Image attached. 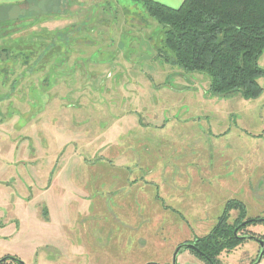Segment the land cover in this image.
<instances>
[{
  "label": "rangeland",
  "instance_id": "rangeland-1",
  "mask_svg": "<svg viewBox=\"0 0 264 264\" xmlns=\"http://www.w3.org/2000/svg\"><path fill=\"white\" fill-rule=\"evenodd\" d=\"M67 1L0 7V259L171 264L228 200L264 216V76L255 98L211 94L157 57L140 1ZM259 249L247 237L218 264ZM177 264L206 263L186 249Z\"/></svg>",
  "mask_w": 264,
  "mask_h": 264
},
{
  "label": "trees",
  "instance_id": "trees-1",
  "mask_svg": "<svg viewBox=\"0 0 264 264\" xmlns=\"http://www.w3.org/2000/svg\"><path fill=\"white\" fill-rule=\"evenodd\" d=\"M138 1L163 27L157 57L164 63L205 75L211 94L239 93L244 99L260 95L257 79L264 76L259 63L264 52V0H183L177 7L155 0ZM233 208L239 212L229 223L228 212ZM256 223L264 224V216L246 217L241 201L228 200L212 230L191 241L202 255L189 251L206 264L207 260L218 264V254L231 250L245 236L264 240L247 229ZM3 259L0 264H8L7 259L20 264L16 257Z\"/></svg>",
  "mask_w": 264,
  "mask_h": 264
},
{
  "label": "crops",
  "instance_id": "crops-1",
  "mask_svg": "<svg viewBox=\"0 0 264 264\" xmlns=\"http://www.w3.org/2000/svg\"><path fill=\"white\" fill-rule=\"evenodd\" d=\"M32 0H0V7H9V6H14V7H18V6H24L26 4H28L30 6ZM62 1V8L65 4L68 3L67 0H61ZM134 2H139L138 0H132ZM158 1L160 3H163L165 5L171 6V7H176L177 5H180L181 2L183 0H155ZM49 23L52 22H58V23H63V24H68V19L67 17H62V18H51V20H48ZM62 27V26H61ZM49 30H55L57 28H50L48 27ZM48 262H46L45 264H47Z\"/></svg>",
  "mask_w": 264,
  "mask_h": 264
},
{
  "label": "water",
  "instance_id": "water-1",
  "mask_svg": "<svg viewBox=\"0 0 264 264\" xmlns=\"http://www.w3.org/2000/svg\"><path fill=\"white\" fill-rule=\"evenodd\" d=\"M244 223V222H243ZM242 223V224H243ZM245 238H247V236H245ZM258 240V243L260 245V249H259V252H258V256L257 258L251 263V264H258L263 255H264V240L262 239H257ZM192 250L194 252H197L199 253L200 255H202V253H200L197 249V247L193 244V243H190V242H182L180 244H178L172 254V259H171V264H177V256L178 254L181 252V251H184V250ZM12 259H15V258H12ZM4 259L1 258L0 259V262L3 261ZM17 261L20 263V264H24L21 260L17 259ZM209 264H214L211 260H207ZM145 264H158L156 262H148V263H145Z\"/></svg>",
  "mask_w": 264,
  "mask_h": 264
},
{
  "label": "flooded vegetation",
  "instance_id": "flooded-vegetation-1",
  "mask_svg": "<svg viewBox=\"0 0 264 264\" xmlns=\"http://www.w3.org/2000/svg\"><path fill=\"white\" fill-rule=\"evenodd\" d=\"M192 241V240H191ZM191 241H188L190 243H192ZM6 256H9V255H6ZM5 257V256H4ZM7 263H12L11 259H7Z\"/></svg>",
  "mask_w": 264,
  "mask_h": 264
}]
</instances>
